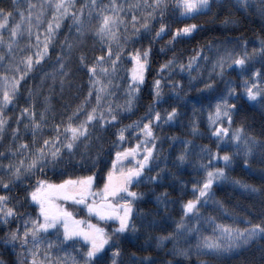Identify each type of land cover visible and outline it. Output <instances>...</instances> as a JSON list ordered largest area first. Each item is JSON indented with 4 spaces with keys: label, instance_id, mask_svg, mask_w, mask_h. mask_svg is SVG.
<instances>
[{
    "label": "snow or ice",
    "instance_id": "1",
    "mask_svg": "<svg viewBox=\"0 0 264 264\" xmlns=\"http://www.w3.org/2000/svg\"><path fill=\"white\" fill-rule=\"evenodd\" d=\"M25 3L27 10L21 4V0H10V6L7 8L0 5V49H2L0 50V136L10 125L9 117L4 114L5 110L8 107H17L22 84L33 69L39 67L41 61L47 58L49 47L65 17L68 18L69 30L74 29L75 37L78 38L69 40L66 33L65 38L60 41L61 50L55 53L57 63L53 72L58 71L61 74V85L69 73V69L66 68L68 57L75 47L83 44L87 36L90 35L94 42L99 43L100 52L90 60L84 51L78 53L79 64L87 72V91L71 111L66 115L62 114L59 122L53 120L51 124L47 123L46 95L44 108L40 109L37 118L34 104L28 99L32 96L33 89L29 87L24 93L28 102L19 105L15 121L16 125L23 121V128L31 130V154L29 155V144L22 138L20 128L11 126V137L21 136V138L15 148L9 147L8 153H23V155L18 163L11 159L8 163L0 162V170H3L7 176V178L0 176V225L6 228L5 242L10 243L14 249L19 245L16 251V264H103L104 254L109 249L108 264H123L121 241L131 233L133 235L129 237V242L133 243L138 238L141 228L151 229L157 226L154 217L149 219V212L143 209L139 212L134 211V203L144 196L143 192L137 190V186L141 184L146 186L163 179L164 167L160 153L155 147L158 136L154 129L164 121H175L180 113L175 105L163 113L156 109L155 105L163 102L161 97L164 75L171 73L174 67L185 71V64L178 62L175 56H171L155 69L157 76L151 83L152 100L146 112L139 120L120 124V127L115 129L112 147L116 150L114 152L110 150L103 167H92L88 170L89 174L85 175H67L58 182L42 178L43 167L63 159L65 153L74 155L81 143L83 150H87L93 126H98L101 130H104L105 126L112 127L119 123L118 113L133 108L137 92L140 85L145 82V72L150 64L149 45L129 48V45L140 37L141 32L151 35L149 44L170 32L165 47L174 44L178 39L194 34L198 25L184 23L171 28L165 22L166 14L171 10L180 18L190 19L203 11H213V0H172L171 3L170 0H128L127 4L124 0H106V2L99 0V4L98 0H83L79 4L77 0H41L39 6L32 0H25ZM239 3L264 16V0H256L254 6L248 0H239ZM48 9H51V16H46ZM157 20L160 21L158 25ZM25 33L28 37L29 51L25 55H19L17 49L23 47L19 41L24 38ZM33 37L35 43L32 42ZM258 43L260 48H254L251 54L246 49L236 52L226 48L213 60V65H218L220 69L217 75H222L225 67L230 66H236L241 72L247 71L246 65L254 59V54L264 55V39L258 38ZM163 51L164 48L161 49V52ZM196 55H201V52L197 50ZM124 58L131 61V66L125 69L128 77L125 85L126 98L123 102H116V107L113 108L114 93L110 86L113 84L112 77L116 75ZM195 63L196 56H190L187 60V68L191 69ZM43 78L42 75L41 79ZM167 83L174 93L178 94L182 90L180 80H168ZM203 87L211 88V81ZM241 90L248 101L264 107V76L258 70H252L248 79L241 77ZM93 93L94 102H92ZM105 97L108 99L106 100ZM230 99H236V88L232 81H225V89L215 97V103L208 112L209 138L215 139L217 147H227L230 142L236 152L243 154L246 166L249 164V155L257 149L261 160L264 161V139L245 133L242 124L232 127L237 105L229 103ZM48 127L51 128L52 134L38 139L42 131ZM132 129H135V132L131 133L135 143L129 147L125 143L128 139L126 132ZM197 131L193 119L191 132L195 134ZM169 139L177 138L173 136ZM180 142L184 147L175 157L174 163L177 164L187 160L189 145L192 144V141L187 139ZM204 154L208 156L207 162L203 159ZM234 154L235 152H218L208 145L198 147L199 169L203 175L191 186L193 197L181 201L182 215L175 222L173 230L155 236L157 248L171 241L173 247L166 254L187 257L193 248L179 247V240L186 233L196 232L197 243L194 247L197 249V255L210 256L230 251L240 245H247L257 237L264 238V217L257 222L246 220L245 228L216 223L215 234L204 236L199 234L194 224L189 225L185 222L187 214H192L189 219L198 218L200 210L198 202L201 200L207 202L214 196L212 187L215 182L229 179L226 169L232 163ZM92 161L95 165L96 156H92ZM212 161L222 162L223 166L214 167ZM38 167L41 169V175L27 187L25 195L20 198L10 197L8 189L21 181L26 183ZM261 171L264 173V169ZM232 182L251 193H264V187L242 184L237 179H233ZM10 199H14L15 203L10 205ZM154 199L158 204L167 207L166 192L156 193ZM20 200L31 202L29 206L35 208V215L30 212H17ZM58 200L73 201L76 205H83L88 216H94L97 222L93 223L90 218L74 215L62 203H58ZM216 203L219 207H223L220 201ZM13 218L16 226L8 228ZM208 219L212 218L208 217ZM109 221L114 225L111 231L101 226V223ZM49 230L56 233V239L48 240L47 245L44 246L45 259L41 260L39 255L43 244L42 238L49 235ZM68 245L72 247L69 248ZM144 247L141 245L139 250L144 251ZM53 248L59 252L55 262L51 259ZM61 248L64 250L60 251ZM0 264L4 262L0 261ZM128 264H152V258L147 254L137 256L136 252H131L128 254ZM163 264H177V262L169 260L164 261ZM197 264H208V261L198 260Z\"/></svg>",
    "mask_w": 264,
    "mask_h": 264
},
{
    "label": "trees",
    "instance_id": "2",
    "mask_svg": "<svg viewBox=\"0 0 264 264\" xmlns=\"http://www.w3.org/2000/svg\"><path fill=\"white\" fill-rule=\"evenodd\" d=\"M82 2L83 0H77V4ZM171 2L172 0H170V3ZM248 2L254 6L256 0H248ZM124 3L127 4L128 0H124ZM21 4L26 10V3L24 0H21ZM0 5L7 8L10 6V0H0ZM129 15H131V13H129ZM225 18H227V22H225ZM67 19L68 18L65 17V19L61 21V27L57 30V35L49 47L47 58L41 61L39 67L33 69L26 78L25 84H22L20 89L22 94L26 93L27 89L31 87L33 89V94L28 99L31 100V98L38 97V102H36V104L41 102L43 108L44 97L45 95L47 96L46 116L48 124H51L53 120L59 122L62 114L66 115L67 112L71 111L87 91V72L86 69L81 68L79 64L77 58L78 53L84 51L90 60L95 54L100 52L99 43L94 42L90 35L87 36L83 44L75 47L68 57L66 68L69 69V73L65 76L64 83L61 85V74L58 71L53 72L57 63L55 53L61 50L60 41L65 38L66 33L69 40L78 38L75 37L74 29L69 30ZM159 22L160 21L157 20V25ZM165 22L168 23L171 28L178 27L184 23H195L198 25V28L194 31V34H189L187 38L178 39L174 44H170L167 47H165V41L169 39L170 32L168 35H163L162 38L152 41L151 44H149L151 35L141 32L140 37L135 40V43L130 44L129 48L134 49L137 46L149 45L150 64L146 71L145 82L139 89L137 98L134 100L133 108L127 110L128 113H118L119 123L114 124L112 127L105 126V129L101 130L98 126H93L88 149L83 150V143H81L74 155L70 156L65 153L64 158L60 159L58 162L46 164L43 167L42 178L58 182V180L62 179L64 176L85 175L89 174L88 170L92 167H103L105 158L109 157L110 150L112 152L116 150L112 147L115 129L120 127V124H128L131 121L139 120L142 114L146 112L152 100L151 83L157 76L155 69L158 68L161 62L166 61L171 56H175L178 62L184 63L186 70L181 71L179 68L174 67L172 72L167 74L170 76H166L165 80H180L182 85L188 86L190 93L184 92V97L190 98L192 104L195 105V115L198 117V121L200 117L206 113L208 116L211 106L215 103V97L224 90L223 85L225 81H232L233 86L236 88V99H230L229 103L237 105L232 127H235L236 124H242L245 133H251L260 139H264V107L258 103L254 104L247 100L241 90V83H239L238 80L240 76L238 73L236 75L234 74L235 70L232 69L233 67L230 69L227 67L223 70L222 75H217L220 69L218 66L213 65V60L223 53L226 48L233 49L236 52H242L246 49L250 54L254 48H260L258 38L264 39V16L253 9L245 8L239 3V0H213V11L211 12L203 11L190 19H183L170 10L165 16ZM121 32H123V29H121ZM121 42L123 43V40H121ZM162 48H164L163 52H161ZM197 50L201 52V55H196ZM61 54L63 55V52ZM190 56H196L202 66L188 69L187 60ZM246 68L245 79L250 77L251 71L254 69L258 70L259 73L264 76V55L260 53L254 54V59L246 65ZM186 74L189 75L188 77L190 79L194 80V83L188 80ZM42 75L44 76L43 79H41ZM120 75L121 76L117 77V81H119L118 85L113 83L110 86L111 91L114 93V97L112 98L113 108L116 107V102H123L126 98V77L121 73ZM209 81H211L212 87H203V85L208 84ZM189 82L192 85H190ZM165 91V97H161L163 101L161 105H158L159 103L155 105V108L161 111V113L171 106L177 105V102L172 97V93L174 92L171 87L167 88ZM18 98L17 107L6 113V116H8L9 119L13 117L14 121L15 114L18 113L19 110V105L27 104L28 102L25 95ZM105 99L107 100L108 97H105ZM94 101L95 95L93 93L92 102ZM89 106L91 105L89 104ZM37 114L38 111L36 112V115ZM183 119L187 122L184 123ZM183 119L179 123L177 117L175 121H167L168 123L164 124L160 123L154 129L158 136L155 147L159 150L160 160L164 167L163 179L156 183H149L146 186H138L137 190L143 192L145 196L141 200H138L134 207L137 212L141 209L149 212V219L154 217L157 221V226L151 229L141 228L138 238L135 239L133 243L129 242V237L133 235L131 233L129 237H125L121 241V248L123 250L121 259L123 264H128V254L131 252H136L137 256H142L144 254L149 255L150 258H152V264H163L164 261L169 260L175 261L177 264H197L198 260H207L208 264H264V238L261 237H257L248 246L232 254L216 253L206 256L197 255V252H191L190 255L184 257L166 254L173 247L171 241L163 243L159 248L156 247L155 236L173 230L175 222L182 215L181 201H186L193 197L194 194L191 187L193 181L191 177L196 176L197 179H200L199 174H193L196 173V171H190V165L182 168L178 166L177 163H174L176 153L172 151L174 150L172 144L176 141L185 139L194 140V145H208L211 149L218 152H235L232 163L226 169L229 179L214 183L212 187L214 196L210 197L207 201L209 204L204 205L203 202H200L198 218L193 217L189 219L188 217L192 216V214L186 215L185 222L187 224H194L199 234L204 236L215 234L214 229L216 223L245 228L247 227L246 220L257 222L264 217V193H251L245 190L241 185L232 182L233 179H237L240 180L242 184L264 187V178H262L264 173L261 171L264 169V161L260 158L259 150L257 149L253 154L249 155V164L246 166L244 164L243 154L236 152V150L231 147L230 142L227 147H217L216 141H212V139L207 136V131L205 130L208 129L195 123L198 132L201 134L200 141H198L199 137H194L190 133L192 122H189L190 120L187 116ZM188 123L189 126L187 125ZM15 126L20 128L22 138L28 142L30 155L32 141L31 131L23 128V121L19 125H16L15 121ZM9 127L11 126L9 125ZM6 129L10 130V128ZM132 132H135V130L126 132L128 139L125 143L129 147L132 143H135L131 135ZM51 134V128H45L41 135L38 136V139ZM21 136L16 138L11 137L3 145L2 141L5 139L4 137H6V134L0 136V162L8 163L10 159L16 163L19 162L23 153L9 154L8 149L9 147L15 148ZM173 136L177 139H169V137ZM97 153H99V155H97ZM92 156H96L95 165L93 164ZM164 159L166 160L164 161ZM204 161L207 162L208 158L204 159ZM191 162L198 165V155H196L193 160L187 159L185 161L186 164H192ZM211 163L214 167L223 166L222 162L212 161ZM40 175L41 169L38 167L35 174L32 175L26 183L21 181L12 185L8 189V194L10 197H23L27 187ZM0 176L7 178L3 170H0ZM158 192H166L168 200L167 207L163 204H158L154 199L155 194ZM216 201H220L223 207H219ZM9 203L11 205L15 203V200L10 199ZM30 203L29 201L20 200V206L17 208V212H30L32 215H35V208L30 207ZM208 217L212 219L209 220ZM20 224H23L22 219L20 220ZM15 226L16 222L15 218H13L9 222L8 228ZM102 227H105V225ZM5 231L6 228L0 225V261H3L4 264H16V251L19 245L14 249L10 243H6L4 236ZM146 237L148 239H146ZM196 243V232L186 233L179 240L178 246L181 248L191 246L195 250L196 248L194 246ZM141 245L145 246L144 251L139 250ZM109 255L110 249L104 254L103 264H108ZM39 258L41 259L40 255Z\"/></svg>",
    "mask_w": 264,
    "mask_h": 264
},
{
    "label": "rangeland",
    "instance_id": "3",
    "mask_svg": "<svg viewBox=\"0 0 264 264\" xmlns=\"http://www.w3.org/2000/svg\"><path fill=\"white\" fill-rule=\"evenodd\" d=\"M7 1V0H6ZM24 2H25V0H24ZM32 2L33 3H35L37 6H39L40 5V3H41V0H32ZM98 4H99V0H98ZM27 10V9H26ZM46 16H51V9H48L47 11H46ZM45 25H46V20H45ZM5 35H7V33H5ZM32 42L33 43H35V37H33L32 38ZM19 44L20 45H22L23 47L22 48H18L17 49V51L19 52V55H25V54H27V52L29 51V48H28V37H27V34L25 33V36H24V38L22 39V40H20L19 41ZM0 50H2V49H0ZM14 54H16V52L14 51ZM126 60V61H125ZM131 66V61L130 60H128L127 58H125L123 61H122V63H121V65L118 67V69H117V72H116V75L114 76V77H112V79H113V83H115V84H117V82H119V81H117V77L118 76H121L120 75V73L121 74H123L125 77H126V82H127V80H128V77H127V73H126V71H125V69L126 68H128V67H130ZM200 66H202V64L199 62V59H197L196 58V63L193 65V67H195V68H199ZM216 66H218V65H216ZM232 66H230V67H228L229 69L231 68ZM219 68V67H218ZM225 68H227V67H225ZM232 69H234L235 71H234V74L236 75L237 73H238V75L240 76V77H238L239 79V83H241V77L243 76H245L246 75V72H241L236 66H233V68ZM198 70V69H197ZM146 71H147V69H146ZM166 76H170V75H167V74H165L164 75V80L162 81V83H163V87H162V97H165V93H166V89L167 88H170V86L168 85V83H167V80H165L166 79ZM189 75H187L186 74V77L188 78V80L191 82V83H194V80H192V79H190L189 77H188ZM245 78V77H244ZM145 79H146V72H145ZM189 82V84L190 85H192L191 83ZM224 82V81H223ZM23 84H25V82L23 83ZM143 85V84H142ZM142 85H140V88L142 87ZM224 89H225V83H224ZM181 87H182V90H180L179 92H178V94L177 93H172V97H173V99L177 102V105H175L177 108H178V112L180 113V115L178 116V119H179V123H180V121L183 119V118H185L186 116L188 117V119L190 120L189 122H192V120L193 119H195V123H198L199 124V126L201 125L203 128H205V129H208V126H207V113L205 114V115H203V116H201L200 117V119H199V121H198V117L195 115V108H194V104H192V100L190 99V98H187V97H184V92H189L190 93V89L188 88V86H186V85H182L181 84ZM112 90H114V89H112ZM25 91V90H24ZM23 91V92H24ZM126 91V90H125ZM137 94H138V92H137ZM22 95H24V93H22L19 97H21ZM37 98L38 97H36V98H31V101L33 102L34 101V108H35V110H36V112L38 111V114H37V118H38V116H39V111H40V109H42L43 108V106L41 105V102H39V103H37L36 104V102H38L37 101ZM19 99V98H18ZM40 99V98H39ZM20 100H22V99H20ZM49 100V99H48ZM40 101V100H39ZM21 103V102H20ZM198 103V102H197ZM49 104V103H48ZM158 105H161V103H159ZM163 105V104H162ZM19 108V107H18ZM14 108L13 107H8L6 110H5V112H4V114L6 115V113H7V111H9V110H13ZM18 112H19V110H18ZM125 113L127 112L128 113V111H127V109L124 111ZM207 116V117H206ZM10 120V126H15V121H14V119H13V117H12V119H9ZM198 121V122H197ZM183 122L184 123H186L187 121H184V119H183ZM164 123H168L167 121H164V122H162V124H164ZM178 124V123H177ZM176 124V125H177ZM188 126H189V123L187 124ZM10 128V127H9ZM132 130H135V129H132ZM29 131H31L30 129H29ZM205 131H207V136L209 137V131L208 130H205ZM190 133L194 136V137H196V136H198L199 137V140L198 141H200V138H201V134L197 131L195 134H193L191 131H190ZM3 134H6V137H4L5 139L2 141V145L5 143V142H7L10 138H11V133H10V130L9 129H5V131H4V133ZM41 135V134H40ZM212 139V141H214L215 139L214 138H211ZM182 141V140H181ZM190 141H192V144L191 145H189V152H188V158L187 159H189V160H193V159H195V156L197 155V153H198V147L200 146V145H195V148H194V140H190ZM172 146L174 147V150H172V151H175V153H176V155H177V153L179 152V151H181V150H183V144L180 142V141H176V142H173V144H172ZM177 149H179V150H177ZM156 150L157 151H159L157 148H156ZM171 151V152H172ZM168 152L170 153V151L168 150ZM199 158V157H198ZM206 158H208V156L206 155V154H204L203 155V159H206ZM166 159H164V161H165ZM91 162V161H90ZM192 164H186L185 162L184 163H182V164H178V166H181L182 168L183 167H185V166H187V165H190V167H191V170L190 171H196V173H193V174H199L200 175V177L203 175V173H202V171L199 169V164L198 165H195L194 164V162H191ZM223 165V164H222ZM153 171H155V169H153ZM188 173H190V172H188ZM167 176H170V175H167ZM191 179H192V181H193V184L194 183H196L199 179H197V177L196 176H192L191 177ZM141 185H144V184H141ZM140 186V185H139ZM138 187V186H137ZM145 196V195H144ZM143 196V197H144ZM143 197H141L140 198V200L143 198ZM58 203H62L63 205H64V207H66V208H68L70 211H72L73 212V214L74 215H78V216H81V217H86V218H90V219H92V221H93V223H96L97 222V220H96V218L94 217V216H91V217H89L88 216V214H87V212H86V209H85V207L83 206V205H76L73 201H67V202H65V201H63V200H58L57 201ZM200 202H203V204L204 205H207V204H209V202H204V201H199L198 202V204L200 203ZM136 203H134V205H135ZM134 211H136V209H135V207H134ZM188 215V214H187ZM105 225V228L106 229H109L110 231H111V228L114 226L113 224H112V222L111 221H109L108 223H101V226H104ZM43 239V244H42V246H41V249H40V257H41V260H43V259H45V257H44V251H45V245H47V243H48V240L49 239H52V240H55L56 239V233H54V232H52L51 230H49V235L47 236V237H43L42 238ZM255 240V239H254ZM254 240H252L251 242H249L247 245H240L239 247H236V248H233V249H231L230 251H226V252H220V253H222V254H232V253H234V252H236V251H238V250H241L242 248H244V247H246V246H248L250 243H252ZM81 243H83L82 241H81ZM163 245V244H162ZM29 246H31V245H29ZM68 247L69 248H71L72 247V245H68ZM64 249L63 248H61L60 249V251H63ZM196 253L197 252V249H193V251H192V253ZM51 259L53 260V262H55V260L59 257V252L55 249V248H53V249H51Z\"/></svg>",
    "mask_w": 264,
    "mask_h": 264
}]
</instances>
